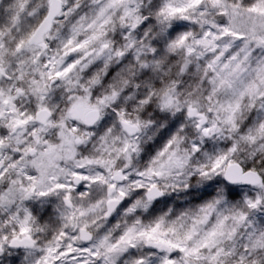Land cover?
Returning <instances> with one entry per match:
<instances>
[{"label":"snow or ice","instance_id":"snow-or-ice-1","mask_svg":"<svg viewBox=\"0 0 264 264\" xmlns=\"http://www.w3.org/2000/svg\"><path fill=\"white\" fill-rule=\"evenodd\" d=\"M0 264H264V0H0Z\"/></svg>","mask_w":264,"mask_h":264}]
</instances>
